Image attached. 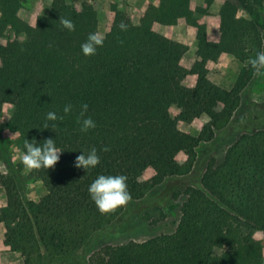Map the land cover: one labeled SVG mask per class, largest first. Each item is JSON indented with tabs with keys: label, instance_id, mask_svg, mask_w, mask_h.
I'll return each mask as SVG.
<instances>
[{
	"label": "trees",
	"instance_id": "16d2710c",
	"mask_svg": "<svg viewBox=\"0 0 264 264\" xmlns=\"http://www.w3.org/2000/svg\"><path fill=\"white\" fill-rule=\"evenodd\" d=\"M214 1L145 0L137 22L111 3L103 46L85 56L81 44L98 33L92 2L51 0L45 14L23 18L20 0H0V117L9 105L8 124L20 136L22 153L33 139H55L64 150L54 168L28 169L45 188L36 200L24 201L14 177L0 171L2 244L24 264H79L77 258L87 255L88 264H264V128L243 130L219 162L205 163L197 182L186 180L196 168L198 146L232 124L242 92L258 75L249 61L264 51V0H221L218 36L211 40L201 17ZM64 18L75 31L62 27ZM180 18L195 29L190 67L182 64L188 50L182 37L155 28ZM223 54L242 64L230 89L209 78V64ZM192 76L193 85L185 84ZM252 98L264 101V89ZM85 103L96 127L82 132ZM66 104L73 106L68 115ZM48 112L63 119L46 121ZM202 115L208 120L195 135L181 130ZM45 123L55 128L42 129ZM92 148L100 164L86 172L75 168L76 157ZM101 174L127 176V205L106 214L97 209L88 187ZM168 179L182 182L165 187L164 198L184 196L173 232L93 248L95 240L123 228L112 227L130 203Z\"/></svg>",
	"mask_w": 264,
	"mask_h": 264
},
{
	"label": "rangeland",
	"instance_id": "374dc122",
	"mask_svg": "<svg viewBox=\"0 0 264 264\" xmlns=\"http://www.w3.org/2000/svg\"><path fill=\"white\" fill-rule=\"evenodd\" d=\"M67 1L74 6H79L83 0ZM88 1L92 2L96 7L98 33L103 35L106 30L105 21L109 17L111 3H116L120 9L125 10L129 14L133 22H137L138 14L143 8L145 0ZM20 2L22 4L20 15L23 18H32L35 15L45 14L50 7L51 0H20ZM153 2H156V0ZM192 2L196 5H202L198 4L197 0H192ZM220 5L221 0H215L209 7L208 14L201 17V20L207 25V35L211 40L216 39L218 36L217 19ZM239 14L245 15L243 11H240ZM155 28L164 35L178 34L182 37L183 42L188 46V50L183 55L182 64L190 67L195 59L197 46L195 29L187 26L183 18H180L175 25H156ZM8 35L20 41L25 39L23 33L17 36L12 33ZM241 66L242 64L232 54H223L217 62L209 64V78L215 84L230 89ZM194 79V76L188 78L185 84L193 85ZM262 89H264V71L258 73L248 89L242 92L241 102L235 111L232 124L224 132L218 133L210 143H202L198 146L196 168L186 180L197 182L205 163L211 158L219 162L224 155L225 149L243 130L264 128V116L257 118L258 115H263L257 111L264 110V101H256L252 98L253 94L260 92ZM10 108L9 105H4L0 117V171L4 174H11L14 177L16 186L24 201L36 200L45 193V188L41 182L29 176V170L21 163L20 136L8 124ZM207 120L208 117L202 115L192 124H181V130L195 135L201 124ZM184 158L183 154H179V162H182ZM180 182H182L180 179L164 180L151 188L146 199L130 203L116 222L113 223L112 227L115 228V225H117L123 226V228L120 231H114V234L108 237L95 240L93 248L98 249L103 244L117 245L130 240L142 241L173 232L180 217L179 206L184 196L180 195L177 198L171 196V199H169L170 194H168L166 199L163 196V189L168 186H177ZM5 198L4 188L0 186V206L4 204ZM3 238L4 226L0 222V264H24L23 257L18 252L9 251L3 246ZM88 256L77 258V262L79 264H88Z\"/></svg>",
	"mask_w": 264,
	"mask_h": 264
},
{
	"label": "clouds",
	"instance_id": "9594fccd",
	"mask_svg": "<svg viewBox=\"0 0 264 264\" xmlns=\"http://www.w3.org/2000/svg\"><path fill=\"white\" fill-rule=\"evenodd\" d=\"M63 28L68 31H75V24L72 20L64 18L60 19ZM123 27V26H122ZM104 37L96 32L90 33L87 39L81 44V52L85 56L95 55L97 49L102 47ZM249 63L252 68L261 73L264 71V51L257 52L255 58L250 59ZM73 106L66 104L63 108L65 115L72 112ZM88 105L82 104L80 106V117L78 123L80 130L87 132L96 127L95 121L91 116L87 115ZM46 121L54 122L62 120V116H58L55 112H48ZM51 127L55 128V124L45 123L42 129ZM25 151L21 155V163L26 169H51L59 162L61 154L64 150H60L55 139L48 138L42 142H37L35 139L26 140L24 144ZM104 151H107L105 148ZM100 164V156L95 148L88 151L87 154L81 152L74 161V167L83 169L85 172L89 169H94ZM88 192L91 200L96 205L97 209L102 213H110L116 209L127 205L131 200V194L128 191L127 176L119 175H98L94 181L89 185Z\"/></svg>",
	"mask_w": 264,
	"mask_h": 264
},
{
	"label": "crops",
	"instance_id": "0c3cea01",
	"mask_svg": "<svg viewBox=\"0 0 264 264\" xmlns=\"http://www.w3.org/2000/svg\"><path fill=\"white\" fill-rule=\"evenodd\" d=\"M151 1L153 2V1H155V0H151ZM197 2H198V4H203V0H201V1H198V0H197Z\"/></svg>",
	"mask_w": 264,
	"mask_h": 264
}]
</instances>
